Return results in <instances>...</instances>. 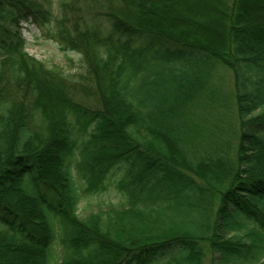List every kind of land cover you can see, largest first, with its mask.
I'll use <instances>...</instances> for the list:
<instances>
[{
    "label": "trees",
    "instance_id": "16d2710c",
    "mask_svg": "<svg viewBox=\"0 0 264 264\" xmlns=\"http://www.w3.org/2000/svg\"><path fill=\"white\" fill-rule=\"evenodd\" d=\"M80 1L0 0V264H264V0Z\"/></svg>",
    "mask_w": 264,
    "mask_h": 264
},
{
    "label": "rangeland",
    "instance_id": "374dc122",
    "mask_svg": "<svg viewBox=\"0 0 264 264\" xmlns=\"http://www.w3.org/2000/svg\"><path fill=\"white\" fill-rule=\"evenodd\" d=\"M52 1V13L53 15H56L60 10V7H58L59 0ZM244 1L247 10L255 9V6L257 7V5L259 4V0ZM211 4L212 0H201L195 5L194 3L189 2V4L185 5L186 8L179 6L175 9V12L177 14L176 16L180 17V14H182L184 18V24L187 26L188 29L192 30L195 35L199 37H208V31L211 29V27L213 29H218V26L215 23H208L203 28H191L190 26L195 19L199 21L211 16ZM76 5L80 6L81 11L82 13H85V16L89 15V13L91 14L92 11H95L94 3L90 0L76 2ZM249 6H251V8H247ZM192 10H194V14H192V12L191 14L189 13ZM21 31L26 40V51L29 55L33 56L38 60L43 61L47 66L60 65L64 68H67L69 66L71 67V70L69 71L75 70L74 62H76L78 56L74 53H70V51L65 53L64 51L60 50L56 42L46 36L40 27H38L32 22H22ZM67 57L71 58L72 60L68 61ZM219 74H221V80L225 82L227 86H231L232 88V79L230 76V72L223 68L222 70H220ZM262 110H264V106L257 109L254 113L260 112Z\"/></svg>",
    "mask_w": 264,
    "mask_h": 264
}]
</instances>
